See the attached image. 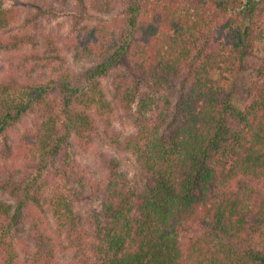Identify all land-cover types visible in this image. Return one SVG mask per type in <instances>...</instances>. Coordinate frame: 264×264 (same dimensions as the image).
<instances>
[{
  "label": "trees",
  "instance_id": "1",
  "mask_svg": "<svg viewBox=\"0 0 264 264\" xmlns=\"http://www.w3.org/2000/svg\"><path fill=\"white\" fill-rule=\"evenodd\" d=\"M76 1L117 25L33 55L0 0V54L24 52L38 75L0 85V141L33 120L0 164V264H264V0ZM63 53L82 69L49 72ZM248 70L240 107L227 75ZM73 142L98 148L104 177L72 161Z\"/></svg>",
  "mask_w": 264,
  "mask_h": 264
},
{
  "label": "rangeland",
  "instance_id": "2",
  "mask_svg": "<svg viewBox=\"0 0 264 264\" xmlns=\"http://www.w3.org/2000/svg\"><path fill=\"white\" fill-rule=\"evenodd\" d=\"M249 0H243L244 3ZM87 8L83 7L76 0H6V4L9 7H15L20 10V22L14 27V32H27L33 34L32 36L37 39L40 47L29 48V51L33 55L49 52L55 54V50L63 47V43H66L68 37L74 36L76 32H81L84 28L92 27L97 24H105L109 27H115V14L98 13L91 4L84 2ZM65 38V40H64ZM69 39V38H68ZM63 44V45H62ZM62 50V49H61ZM64 52V50H62ZM24 52H11L0 54V65L3 67L0 70V85L13 84L16 82H36L38 81L37 74H24L19 69V64L22 61L21 58ZM264 59V44H260L258 50L254 53L251 60L254 64ZM81 63L77 65V62L70 54L63 53L62 61H53L49 72L55 69H62L64 67L68 69H82ZM77 69V70H78ZM229 81L227 86L233 94V101L238 106H243L245 97L248 96V90L251 87V82L254 80L253 72L250 70L241 72L237 75H227ZM226 82V81H225ZM103 85L108 93L109 98L113 96L111 91V81L106 80ZM121 112L117 111V126L119 130L125 135L131 133L134 128L130 124L129 120L123 119L120 123L118 117ZM33 125L31 117L25 118L21 124L12 128L7 137L0 141V164L10 165L14 160V153H16L18 137L29 126ZM67 150L71 156L73 162L83 172L89 173L96 179H101L105 176L102 167L100 166L98 148L87 150L80 148L73 142L72 147L67 146ZM125 159L126 172L131 175H139L138 169L133 162ZM5 194L0 192V199L9 200ZM48 224L53 226L52 221L49 220Z\"/></svg>",
  "mask_w": 264,
  "mask_h": 264
}]
</instances>
